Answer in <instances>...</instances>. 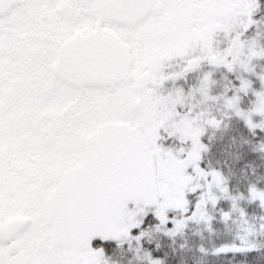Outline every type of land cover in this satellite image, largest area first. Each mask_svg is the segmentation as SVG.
Segmentation results:
<instances>
[{
    "label": "snow or ice",
    "instance_id": "1",
    "mask_svg": "<svg viewBox=\"0 0 264 264\" xmlns=\"http://www.w3.org/2000/svg\"><path fill=\"white\" fill-rule=\"evenodd\" d=\"M260 9V0H0V264H106L132 242L162 264L149 230L172 236L209 222L213 185L229 202L222 222L236 210L246 218L222 170L203 165L202 137L225 116L264 132L253 119L264 112V74L252 63L264 45L260 31L248 34L264 23ZM189 74L187 91L222 101L220 116L160 99L184 92L176 81ZM249 94L255 108L244 109ZM192 176L204 184L191 186ZM246 190L264 209V190Z\"/></svg>",
    "mask_w": 264,
    "mask_h": 264
},
{
    "label": "trees",
    "instance_id": "2",
    "mask_svg": "<svg viewBox=\"0 0 264 264\" xmlns=\"http://www.w3.org/2000/svg\"><path fill=\"white\" fill-rule=\"evenodd\" d=\"M262 15L264 16L263 8ZM262 33L264 30L258 37L260 44H264ZM262 60L264 62V58H257L252 63ZM254 72L257 73L256 70ZM253 80L255 84H259L254 77ZM252 99L251 94L244 97L245 107L241 106L244 109L253 107L254 103L249 105ZM258 116L257 125H264V112ZM174 124L175 121L171 126ZM256 131L257 135L253 137L243 122L233 116L224 119V124L220 128L205 131L202 137L206 145V150L202 151L203 165L222 170L228 192L236 197L238 209L243 208L247 212V217H242L236 210L233 211L231 219L222 222L221 209L226 210L229 202L222 198L223 194L216 187L212 186V193L220 199L215 207L209 203L202 209L203 214L211 218L209 222L198 218L190 220L182 232L172 236L165 235L162 231L149 230L146 239L150 241L149 246L153 248L159 246L160 250L154 254L160 255L162 264H264V228L260 227L264 224V209L258 206V202H248L246 190L249 183L256 184L258 189L264 190V148L260 147L264 144V132ZM192 177L191 186L204 184L202 178ZM202 194L207 198L206 191ZM189 198L192 199L191 196ZM230 242L236 244L250 242L259 248L243 253L227 252L219 256H205L196 251L199 246L210 249ZM107 259L114 264H148L144 250L137 251L135 242H132L131 249L126 244L115 247Z\"/></svg>",
    "mask_w": 264,
    "mask_h": 264
},
{
    "label": "rangeland",
    "instance_id": "3",
    "mask_svg": "<svg viewBox=\"0 0 264 264\" xmlns=\"http://www.w3.org/2000/svg\"><path fill=\"white\" fill-rule=\"evenodd\" d=\"M261 26L264 27V23H261ZM262 35L264 36V33H262ZM261 45H264L261 43ZM254 65V70H256V72L258 74H264V62L263 60L261 62H255ZM217 83L215 82V84L213 85V91L215 92H219L224 85H221V86H216ZM253 87L254 88H259V84H253ZM166 101H169V102H172L176 105H180V104H183L185 106H193L196 110H199V109H204L206 111L210 110L214 113H216L217 116H220L225 110H224V106H223V102L222 101H216V102H213L212 100H205L203 99L199 94H191L190 92H187V93H184L183 95V98H180V97H177L175 98V100L173 99H167ZM244 100L242 102V105L244 106ZM254 105H253V108H255V101L253 102ZM245 107V106H244ZM262 111H259L257 110L256 112L253 113V119H254V122L256 124H259L257 123V120L259 118V114L261 113ZM224 119H228V117H224ZM178 123L175 121V124L173 127H175ZM206 128V131L208 130H212V129H216V128H211V127H207L205 126ZM188 179V182L190 183L193 179V177H190V178H187ZM213 187H215V185H213ZM170 191H174V189H170ZM137 211H142V209H138ZM136 214L135 211L133 210H129V217L131 218L132 216H134ZM106 263L107 264H114L112 261H108V259L106 258Z\"/></svg>",
    "mask_w": 264,
    "mask_h": 264
},
{
    "label": "flooded vegetation",
    "instance_id": "4",
    "mask_svg": "<svg viewBox=\"0 0 264 264\" xmlns=\"http://www.w3.org/2000/svg\"><path fill=\"white\" fill-rule=\"evenodd\" d=\"M260 4H261V9H262V8L264 9V0H260ZM261 9H260V11H258V12L255 14V18H256L258 21H264V16L262 15L263 18H262V16H261ZM261 18H262V19H261ZM255 30H256V31H260V33H261V31L264 30V27L261 26V23H260V29L257 28L256 26H253L252 28H250L248 34H249V35L254 34V33H255ZM259 37H260V36H259ZM217 40L222 41V40H223V36H218V37H217ZM218 48H219L220 50H222V49H223V44H222V43L219 44V45H218ZM217 54H219V53H217ZM192 82H193V76H192L191 74L188 75V77H187V81H185V80H177L176 83H177L178 85L183 86V87L185 88V91H184V92H175L174 90H170V91L166 92V93H165L160 99H161L162 101H166L167 99H170V98L173 99V100H175V98H177V97L183 98L184 93H187V92H188V91H187V87H188V85L191 84ZM215 82L217 83L216 86H221V85H224V84H225V80H224L223 76L221 75L220 71H218V72L216 73V79H215Z\"/></svg>",
    "mask_w": 264,
    "mask_h": 264
}]
</instances>
